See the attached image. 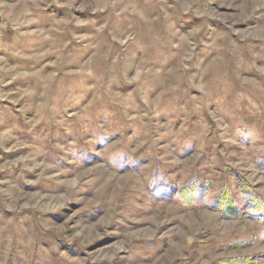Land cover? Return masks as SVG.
Listing matches in <instances>:
<instances>
[{
	"label": "rangeland",
	"instance_id": "obj_1",
	"mask_svg": "<svg viewBox=\"0 0 264 264\" xmlns=\"http://www.w3.org/2000/svg\"><path fill=\"white\" fill-rule=\"evenodd\" d=\"M242 190L264 0H0V264H264Z\"/></svg>",
	"mask_w": 264,
	"mask_h": 264
},
{
	"label": "trees",
	"instance_id": "obj_2",
	"mask_svg": "<svg viewBox=\"0 0 264 264\" xmlns=\"http://www.w3.org/2000/svg\"><path fill=\"white\" fill-rule=\"evenodd\" d=\"M241 188H244V183L239 182ZM196 186V185H194ZM187 189H185L186 192ZM194 196L197 194L203 195V189L198 191V187L192 191ZM242 195L246 200V207L250 214L253 217L260 218L264 223V201L256 194V193H249L242 190ZM234 196L231 191H225L224 194H221L217 197V202L215 204V208L220 210V212L229 218H239L243 214L239 205L232 199ZM195 197H193L194 199ZM224 264H257L253 260L249 258L244 259H234V260H226Z\"/></svg>",
	"mask_w": 264,
	"mask_h": 264
}]
</instances>
